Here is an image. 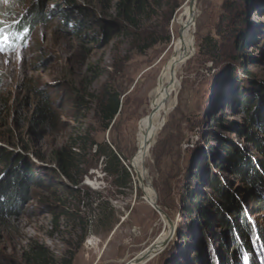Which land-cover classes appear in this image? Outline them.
<instances>
[{
    "label": "rangeland",
    "instance_id": "rangeland-1",
    "mask_svg": "<svg viewBox=\"0 0 264 264\" xmlns=\"http://www.w3.org/2000/svg\"><path fill=\"white\" fill-rule=\"evenodd\" d=\"M119 1L0 0L17 41L10 56L0 55V145L14 153L15 168L32 174L31 183H17L19 203L0 217V263L27 262L41 247L54 264H124L170 229L145 264H264V185L235 172L236 165L264 170L246 136L249 125L263 135L264 0L195 2L193 51L146 163L152 200L172 228L132 168L150 92L171 60L176 18L189 0H147L139 27L122 19ZM59 9L75 17L88 10L92 26L74 31ZM115 94L119 110L105 129ZM42 100L44 120L35 112ZM94 143L101 151L119 147L128 187L116 184L123 172L105 173ZM6 172L0 165V182ZM212 180L236 207L220 209Z\"/></svg>",
    "mask_w": 264,
    "mask_h": 264
},
{
    "label": "trees",
    "instance_id": "trees-1",
    "mask_svg": "<svg viewBox=\"0 0 264 264\" xmlns=\"http://www.w3.org/2000/svg\"><path fill=\"white\" fill-rule=\"evenodd\" d=\"M62 2L63 5L70 6V5H76L78 3V0H59ZM119 8L122 11L121 17L122 19L130 26L133 27H139V21L141 17L144 15L146 10L148 9V1L147 0H120L118 2ZM88 10H83L80 12L81 17H75L69 14L65 10L59 9L58 14L61 21L68 24L70 28H73L74 31L78 30L81 27H90L92 26L91 19L87 18ZM39 15V10L35 9L34 12L30 15V18L35 20L37 19ZM42 16V15H41ZM29 24L23 25L22 28L24 30H27ZM79 33V32H78ZM77 35H80L77 34ZM84 36V35H83ZM144 38V37H143ZM15 39V38H14ZM146 40H148L146 38ZM154 42V41H153ZM151 42L150 44H152ZM149 45H145L144 49H146ZM143 49V50H144ZM244 101V108L249 107L248 100ZM45 100L40 101L39 105L37 106L35 112L36 117L38 119H46L49 117L48 108L45 104ZM119 110V102L117 99V95L111 96L109 98L108 105L106 107V113H105V129L108 128L109 124L112 122L113 118L117 114ZM248 110V109H247ZM260 118V122L257 125L258 130L262 132L263 135L255 133L251 127V125L248 126L246 131V136L250 143L255 146V148L260 152L262 157L264 158V113L258 116ZM96 146L95 152L98 153V155L102 156L104 160V168L103 170L105 173L109 175H117L118 171H121L124 173V180L123 181H116L117 186L120 188H126L128 187V184L130 182V175L129 172L126 169V165L124 164V156L122 155L120 149L118 146H114L113 148L107 146L106 151H101L99 149L98 143H94ZM14 153L10 150H8L6 147L0 145V165L5 167L7 169L6 177L3 182H0V217H4L5 213H8L9 208L13 207L14 204L19 203V200L21 199V194L19 192V186L17 183L19 181L21 182H30L32 180V174L27 171V169L24 168H15V165L17 163V159L13 160ZM18 158V155H17ZM60 167L63 170V172L66 173L67 176H69V172L67 171V168L63 161L60 160ZM11 170V171H10ZM244 180L249 182H262L264 185V170L260 168H252L251 171H244L243 168L240 165H236V171ZM211 187L214 189L217 196H219L220 201L219 204L220 209H230L236 207V204L232 201L231 196L226 192L224 189H222L219 185V183L215 180L210 181ZM246 234L243 235L245 237ZM54 258L51 257L47 252H45L41 247L37 248V250L33 251L32 256L28 259L27 262H16V263H10V264H54ZM3 264V263H0ZM6 264V263H5Z\"/></svg>",
    "mask_w": 264,
    "mask_h": 264
},
{
    "label": "bare ground",
    "instance_id": "bare-ground-1",
    "mask_svg": "<svg viewBox=\"0 0 264 264\" xmlns=\"http://www.w3.org/2000/svg\"><path fill=\"white\" fill-rule=\"evenodd\" d=\"M195 2L196 0H189L188 3L180 9L177 15L176 24L179 28H182V31L178 33V36L174 39V52L171 60L168 61L163 68L156 86L150 92V110L148 115L143 118L137 134V154L135 155L132 174L138 181L141 190L146 194V199L152 207L155 202L152 200L151 177L146 167L147 158L149 156L148 151L155 142L156 132L173 106L174 100L172 94L176 90L178 84L176 78L177 72L193 51V31L197 15ZM146 252L135 258V260L141 261L137 264L143 263ZM129 264L136 263L130 261Z\"/></svg>",
    "mask_w": 264,
    "mask_h": 264
},
{
    "label": "snow or ice",
    "instance_id": "snow-or-ice-1",
    "mask_svg": "<svg viewBox=\"0 0 264 264\" xmlns=\"http://www.w3.org/2000/svg\"><path fill=\"white\" fill-rule=\"evenodd\" d=\"M7 2V0H5ZM3 14H0V55L10 56L13 51H15L14 45L17 43L14 39L13 34L9 31L10 25L2 18ZM27 34V30H24V35ZM15 35L20 39H23L20 32H16ZM26 46V44L21 45ZM19 56V53H18ZM8 61L6 60L5 63Z\"/></svg>",
    "mask_w": 264,
    "mask_h": 264
},
{
    "label": "water",
    "instance_id": "water-1",
    "mask_svg": "<svg viewBox=\"0 0 264 264\" xmlns=\"http://www.w3.org/2000/svg\"><path fill=\"white\" fill-rule=\"evenodd\" d=\"M181 31H182V28H179L178 29V33H180ZM153 207H154V209L156 211H158L161 214L162 217L167 219L166 214L164 213V211L162 209H160L159 206L156 203H154ZM167 221H168V224H169V228H172V221L170 219H167ZM169 232H170V229H168L166 231L167 234H166L165 238H161L160 241H157V239H156L150 245H148L149 249H147L148 252H146V257L147 258L144 259L142 264H145L148 260H150L152 257H154L155 255H157L158 253H160L162 251V249L166 246V244H167V242L169 240V236H170ZM162 234L160 236H162ZM130 261L134 262L136 264L141 262L140 260H135V258L133 257L132 259H130L127 262H125L124 264H129Z\"/></svg>",
    "mask_w": 264,
    "mask_h": 264
}]
</instances>
